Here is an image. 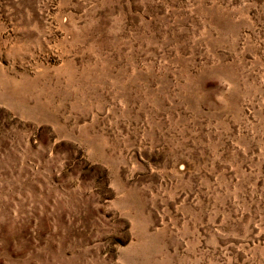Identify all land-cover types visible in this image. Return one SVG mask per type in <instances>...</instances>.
I'll return each instance as SVG.
<instances>
[{
  "label": "rangeland",
  "instance_id": "374dc122",
  "mask_svg": "<svg viewBox=\"0 0 264 264\" xmlns=\"http://www.w3.org/2000/svg\"><path fill=\"white\" fill-rule=\"evenodd\" d=\"M0 264H264V0H0Z\"/></svg>",
  "mask_w": 264,
  "mask_h": 264
}]
</instances>
